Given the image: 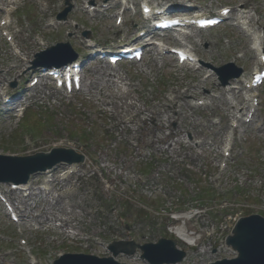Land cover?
<instances>
[{
	"label": "rangeland",
	"instance_id": "rangeland-1",
	"mask_svg": "<svg viewBox=\"0 0 264 264\" xmlns=\"http://www.w3.org/2000/svg\"><path fill=\"white\" fill-rule=\"evenodd\" d=\"M88 1L72 0L75 9L68 21L54 27L47 22L63 8L64 0H18L12 5L9 30L22 61L0 31V89L8 88L12 101L23 100L24 109L18 113L12 104L0 105V154L25 156L54 147L71 148L84 155L78 168L89 173L78 171L54 182L49 192L20 198L24 206L18 210L17 224L9 221L0 204V264H50L64 253L107 257L106 246L113 241L143 244L175 238L180 223L172 221L170 212L189 208H197L187 222V229L196 235L193 246L178 241V248L187 254L182 264L234 257L224 239L235 221L264 214V85L258 90V112L246 125L238 112L248 103V92L221 88L207 65L232 62L243 69V76L252 72L255 55L250 37L236 26V19L243 17L256 31L264 30V0H148L158 5L167 2L172 14H182L186 7L217 14L230 7L232 19L211 30L157 36L164 46L193 53L198 60L193 67L178 65L173 55L150 51L142 62L121 63L114 69L91 61L82 90L70 95L49 81L29 89L37 73L26 61L36 52L68 42L79 59L87 61L82 32L92 29L90 37L97 44L112 45L146 30L138 0H134L137 15L124 12L121 27L115 16L122 7L115 5L91 17L83 9ZM14 81L16 86L10 88ZM236 86L232 81L230 88ZM197 100L209 104L193 107ZM140 111L145 115H138ZM140 122L152 132L151 144L146 137L144 145H137L142 140L135 138ZM235 125L237 129L231 127ZM169 132L173 136L165 140ZM230 146L226 158L223 151ZM223 164L226 167L221 169ZM42 178L33 176V186H39ZM204 189L212 194H204ZM3 192H8V185H0ZM60 221H68L74 229L67 237L55 226ZM20 238L26 240L25 246L19 245ZM115 260L147 264L139 250L131 256L119 254Z\"/></svg>",
	"mask_w": 264,
	"mask_h": 264
},
{
	"label": "water",
	"instance_id": "water-1",
	"mask_svg": "<svg viewBox=\"0 0 264 264\" xmlns=\"http://www.w3.org/2000/svg\"><path fill=\"white\" fill-rule=\"evenodd\" d=\"M66 4L69 6L68 1ZM68 7L60 18L66 16ZM69 46L56 45L45 52L36 55L33 63L35 66H59L71 62L76 58L74 54H68L67 59H61L62 52L69 51ZM226 68V67H225ZM225 68L216 70L218 74ZM233 76H238L236 73ZM227 80L223 82L226 84ZM82 157L71 150L55 149L50 154H37L31 157H4L0 156V183L20 184L26 182L28 177L36 172L45 171L59 162H78ZM127 245H129L127 247ZM174 241L159 240L157 244H146L143 246L117 243L110 247L116 256L123 252L133 254L139 248L143 254L142 259L150 264H174L184 257L183 252L175 249ZM226 245L238 252V258L232 261H222L216 264H264V219L260 216H249L241 218L232 230V235L226 240ZM53 264H118L112 258L98 259L90 256L65 255Z\"/></svg>",
	"mask_w": 264,
	"mask_h": 264
},
{
	"label": "bare ground",
	"instance_id": "bare-ground-1",
	"mask_svg": "<svg viewBox=\"0 0 264 264\" xmlns=\"http://www.w3.org/2000/svg\"><path fill=\"white\" fill-rule=\"evenodd\" d=\"M143 3L145 2V0H141ZM116 4V3H122L124 6L126 5L125 3H126V1L125 0H112V2L111 3H109V4ZM190 9L191 8H189V9H187L186 11L188 12V13H191L192 12V10L190 11ZM9 15H7V17H8ZM8 18H6L5 20H7ZM253 35H255L254 33L252 34V36ZM139 41H141V39H139ZM261 38H260V36L257 38V41H256V43L258 44V47H257V50L256 51H261ZM125 47H122L121 48V50L122 49H124ZM147 50H149L148 48H147ZM150 52V51H149ZM260 55H262V53L260 54ZM259 55V56H260ZM257 65H260L261 66V64H260V62L259 63H257ZM46 80L47 79H44V80H41L40 81V85H42L43 84V82H46ZM240 82V81H239ZM175 99V98H174ZM138 115H145V113H144V111H140V112H138ZM177 120H179V118H177ZM137 130L139 131L138 132V134L135 136V138L136 137H141V139L142 140H139V141H137L136 143H137V145L138 146H141V145H144L145 144V138L147 137V139H148V141H147V143L148 144H151V142H150V138H152V132H150L145 126H144V124L142 123V122H140L139 124H138V128H137ZM172 136V132H169L168 133V135L167 136H164V139L166 140V139H168V138H170ZM67 168H69V170L70 171H73V173H75L76 171L74 170V168H75V166H69V167H67ZM63 174L65 175V176H68V171H66L65 172V168L63 169ZM44 183H48V181H44ZM31 184H32V182H30V183H28V184H26V185H21V186H18V188H17V191L18 192H25L26 190H33L32 188H31ZM47 186V184L46 185H44V189H45V187ZM47 188V187H46ZM29 192V194H30V191H28ZM193 215H191L190 217H185V216H182L181 217V220L184 222V221H186V220H188V219H190L191 217H192ZM185 222H184V225H182L181 227H179L178 228V230L175 232V236H176V238H177V240H180V241H182L184 244H186V245H190V235L187 233V231H186V226H185ZM55 226H57V228L60 230V232L61 233H63L64 235H66V233H68L69 232V230H74L73 228H72V226L70 225V223L68 222V221H60L59 222V225H55ZM72 235H75V234H72ZM134 259V258H133ZM132 259V260H133ZM134 261V260H133Z\"/></svg>",
	"mask_w": 264,
	"mask_h": 264
}]
</instances>
